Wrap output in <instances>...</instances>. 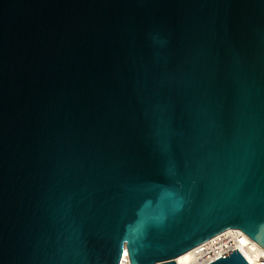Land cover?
I'll return each instance as SVG.
<instances>
[{"label": "water", "instance_id": "obj_1", "mask_svg": "<svg viewBox=\"0 0 264 264\" xmlns=\"http://www.w3.org/2000/svg\"><path fill=\"white\" fill-rule=\"evenodd\" d=\"M227 230L264 249V0H0V264Z\"/></svg>", "mask_w": 264, "mask_h": 264}, {"label": "bare ground", "instance_id": "obj_2", "mask_svg": "<svg viewBox=\"0 0 264 264\" xmlns=\"http://www.w3.org/2000/svg\"><path fill=\"white\" fill-rule=\"evenodd\" d=\"M234 249L248 264H264V249L240 230H227L176 257L174 261L176 264H206ZM124 256L126 264H130L126 253Z\"/></svg>", "mask_w": 264, "mask_h": 264}, {"label": "built area", "instance_id": "obj_3", "mask_svg": "<svg viewBox=\"0 0 264 264\" xmlns=\"http://www.w3.org/2000/svg\"><path fill=\"white\" fill-rule=\"evenodd\" d=\"M226 232V231H225ZM224 233V232H223ZM207 242V241H206ZM205 243V242H204ZM203 244V243H202ZM201 245V244H200ZM226 254V253H225ZM225 254H223V255H225ZM222 255V256H223ZM221 257V256H220ZM219 258V257H218ZM217 259V258H216ZM215 260V259H214ZM214 260H212V261H214ZM212 261H210V262H212ZM210 262H208V263H210ZM208 263H206V264H208Z\"/></svg>", "mask_w": 264, "mask_h": 264}]
</instances>
